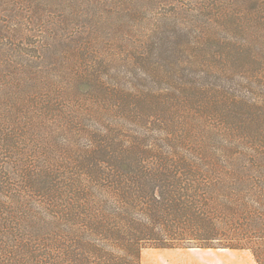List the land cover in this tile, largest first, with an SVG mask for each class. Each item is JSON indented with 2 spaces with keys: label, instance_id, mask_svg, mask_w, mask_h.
Listing matches in <instances>:
<instances>
[{
  "label": "trees",
  "instance_id": "16d2710c",
  "mask_svg": "<svg viewBox=\"0 0 264 264\" xmlns=\"http://www.w3.org/2000/svg\"><path fill=\"white\" fill-rule=\"evenodd\" d=\"M139 4L0 0V264H141L146 247L249 250L264 264V97L252 93L264 81L232 75L264 35L195 33L173 48L105 32ZM208 39L216 68L184 79Z\"/></svg>",
  "mask_w": 264,
  "mask_h": 264
},
{
  "label": "rangeland",
  "instance_id": "374dc122",
  "mask_svg": "<svg viewBox=\"0 0 264 264\" xmlns=\"http://www.w3.org/2000/svg\"><path fill=\"white\" fill-rule=\"evenodd\" d=\"M125 2H133L135 0H124ZM222 1V5H221ZM237 0H139L138 9L128 8L124 12L122 21H114L111 28L105 29V32H112L116 36L130 34L126 36L128 40L131 38L146 35L152 39L161 41L160 38L171 36L177 40L173 44L176 48L179 44H184L189 35L195 33H219L227 34L233 32L242 36L246 27L248 31L264 35V4L262 8L249 9L252 2H244L241 9L235 5ZM210 6L204 11V8ZM259 10V11H258ZM80 15H93L95 11L103 13L101 10L94 9L93 6L79 8ZM130 14V15H129ZM249 17V20L247 19ZM171 19L174 23L168 26L166 21ZM61 20V19H58ZM157 32V33H156ZM192 38V37H191ZM240 42V38H237ZM166 43L162 40V44ZM206 49L201 48L200 53L196 46L197 54L200 58H191L188 64L189 70L184 79L194 76L207 70V67L214 66L218 63L219 57L211 58V52L218 49L216 43L207 40ZM264 41H254L252 43L251 53L239 56L234 63L235 73H226L224 70L222 75L236 74V78L243 83H249L248 76H252L254 82L264 81V58L262 48ZM160 55V52L157 51ZM188 56H193L187 54ZM201 67L199 69L198 63ZM163 70L165 76L158 78L162 83L157 87L167 88V79L165 78L167 70L172 66L171 62H165ZM212 81L218 78H211ZM264 85V84H263ZM264 87L261 85L253 90V96L264 97ZM259 93L256 94V93ZM15 155V154H14ZM141 264H257L253 254L249 250H235L228 248H156L146 247L142 250Z\"/></svg>",
  "mask_w": 264,
  "mask_h": 264
}]
</instances>
